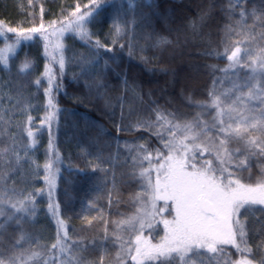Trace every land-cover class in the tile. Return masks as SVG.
<instances>
[{"label": "snow or ice", "instance_id": "obj_1", "mask_svg": "<svg viewBox=\"0 0 264 264\" xmlns=\"http://www.w3.org/2000/svg\"><path fill=\"white\" fill-rule=\"evenodd\" d=\"M109 6V0H89L85 5L76 4L62 19L49 22L47 27L43 21L39 26L27 28L5 26L0 21V36L4 38V46L0 47L3 71L11 73L22 41L32 40L35 34L44 40L47 62L35 84L41 85L42 78L48 80V87L44 90L47 97L46 111L41 124L49 127L48 151L55 155V159L50 158L44 164L43 178L48 185L50 198L58 172V169L54 170V164L60 160L51 140L52 123L59 111L52 95L56 79L53 65L58 64L61 75L64 73L66 57L62 38L69 31L94 49L90 59L82 57L87 65L94 67L103 56L114 51V46L126 34L128 24L131 23L134 28L136 21L134 16L130 22L122 20L121 13L117 12L107 34L113 46L109 47L107 39L97 37L93 40L94 33L87 25L97 21ZM136 6V0H128V8L133 13ZM213 7L209 5L192 21L194 31L209 22ZM223 10L228 20L224 25L223 55L229 63L220 71L227 74L230 69H247V72L221 92L216 91L214 80L213 89L208 93L209 99L196 102L202 110H214L210 121L200 119L204 111L192 120L179 121L173 114L166 115L163 110L156 109L154 121L141 118L129 126V131L135 128L151 132L161 142L163 150L150 149L147 141L134 146L136 155L133 157L132 174L142 182V192L137 193L134 199L140 207L136 213L113 222L119 241L114 264H128L129 259L131 264H264V238L255 245V249L260 250L258 260L254 258L255 249L250 243L253 231L264 237V166L253 179L249 163L252 157L264 159V6L249 10L247 0H227ZM249 19L252 20L251 24L248 23ZM257 29L260 31L257 32ZM9 33L14 34V40L8 36ZM120 47L123 49L124 45ZM104 66L106 69L107 60ZM33 70L34 60L29 53H24L16 74L29 76ZM127 83L125 79L126 88ZM100 87H97L98 92ZM6 94L9 100L13 99L10 91ZM16 103H20L19 99ZM28 107L30 105H26ZM6 111L0 109V123L10 124V120H5ZM27 123L29 127L25 130L29 146H35L37 141L30 127L33 123L31 115H28ZM117 130L123 131L124 128L121 125ZM6 132L7 129L0 132V136ZM10 141V144L0 147V166L6 167L13 162L19 165L23 159L14 135ZM125 144L127 146L128 142ZM205 153L211 158H203ZM144 161L148 163L147 168L144 167ZM39 167L36 164L37 175ZM4 175H7V171ZM13 196L15 189L9 190L6 186L0 188V216L6 215L3 209L5 203L14 209L0 223V264H96L82 255L86 247L74 252L77 245L67 244L68 230L65 221L59 218V205L49 204V210L57 217L55 242L50 249L39 242L34 243L31 234L22 227L24 218L34 214V194L28 193L22 199H13ZM19 213L23 215L17 216ZM256 213H260V216H256ZM253 221L258 227H250ZM12 222L20 231L14 242L9 244L13 251L6 254L4 234ZM87 223L91 226L92 221L87 220ZM107 223L105 221L106 235ZM161 224L163 235L157 240L153 233ZM223 245H231L238 258L226 257ZM49 254L50 259L47 258ZM100 264H104L103 256Z\"/></svg>", "mask_w": 264, "mask_h": 264}, {"label": "trees", "instance_id": "obj_2", "mask_svg": "<svg viewBox=\"0 0 264 264\" xmlns=\"http://www.w3.org/2000/svg\"><path fill=\"white\" fill-rule=\"evenodd\" d=\"M88 3L89 0H0V21L5 26L26 28L39 26L43 21L47 27L49 22L62 19L76 4ZM109 4L97 21L87 25L94 33L93 40L97 37L107 39L109 47L113 46L107 34L117 12L121 13L122 20L129 22L134 16L135 27L129 23L114 51L103 56L94 67H76L66 62L61 75L59 65H53L56 79L52 95L59 111L52 123L51 140L60 157L54 164V170L58 169L55 188L50 198L44 179L39 186L48 221H37L30 227L22 224L23 230L33 237L35 234L46 242L51 236L55 242L57 217L49 210V204L59 205V218L65 221L68 230L67 244L77 245L74 252L86 247L82 255L96 264H100L102 256L104 264H114L117 248L113 222L127 218L135 208L134 197L139 185L132 174L134 146L147 141L150 149L163 150V145L151 132L135 128L129 131V126L156 109L163 110L166 115L171 113L176 119H191L197 110L196 102L208 99L213 81L222 78L220 69L229 63L223 55L224 25L228 22L223 9L227 0H146L141 5L136 2L134 13L128 8V0H109ZM209 5H214L211 19L194 31L192 21ZM247 6L249 10L260 8L264 0H247ZM8 36L15 39L14 34ZM165 40L168 43H163ZM62 42L66 59L72 52L92 55L94 51L71 31L64 33ZM3 46L4 38L0 36V47ZM24 53H29L34 60V70L29 76H18L17 66ZM105 60L108 61L106 69ZM46 62L44 40L39 34L32 40L22 41L11 73L3 71L0 65V88L3 89L0 96L13 84L23 82L38 99L45 115L47 97L44 90L48 80L42 78L39 86L35 80L44 72ZM98 86H101L99 92ZM121 125L124 130L118 131ZM5 129L7 124L0 123V132ZM38 129L47 161L55 159L54 153L48 151V125L40 124ZM5 145H8L7 132L0 136V147ZM250 165L252 169L256 165L263 166L264 159L255 157ZM5 170L6 167L0 166V176ZM85 218L92 221L91 226ZM105 221L108 222L107 235ZM250 227L258 225L253 221ZM19 231L15 222L8 225L4 234L7 243L3 246L6 254L13 251L9 244L18 237ZM251 235L250 243L255 249L264 237L256 235L255 231ZM231 255H234L233 250ZM257 255L255 249V259ZM128 264H131L130 259Z\"/></svg>", "mask_w": 264, "mask_h": 264}, {"label": "rangeland", "instance_id": "obj_3", "mask_svg": "<svg viewBox=\"0 0 264 264\" xmlns=\"http://www.w3.org/2000/svg\"><path fill=\"white\" fill-rule=\"evenodd\" d=\"M137 3L140 5L142 3H145L146 0H137ZM82 57L84 59H90L91 55L84 53V52H72L71 55L66 59L67 64L80 67L85 66L87 64L84 63L82 60ZM84 69V68H79ZM247 72V69H230L227 74L223 72L222 78L219 79V81L216 82L215 88L217 92L224 91L227 88H230L232 86V83L236 81L237 77H243L244 73ZM213 89V88H212ZM11 96L13 99L9 100L7 94H3L2 100H0V109H6V118L7 120H10L11 123L7 124V138H8V144H10V137L12 135L16 138V146L19 149L20 156L23 157L19 165H16L15 162L11 165L6 166L7 175L5 176L4 173L1 175L3 176V179H0V188L7 187L9 190L15 189V196H13V199L20 198L22 199L24 195H27L28 193H33L35 198V211L34 214L29 215L24 218L23 223L27 227H30L33 223L40 221H48V215L46 213L45 208V200L41 198V195L39 194V186L43 182V177L45 175L44 171V164L47 162V155H46V149L42 140V136L39 133V125L41 124V120L44 116L43 108L41 107L38 99L31 95L28 85L23 82H18L13 84L11 88L9 89ZM8 91V92H9ZM7 92V93H8ZM19 99L20 103L17 104L16 100ZM209 99V96H208ZM207 99V100H208ZM206 100V101H207ZM15 105V107H13ZM26 105H30V107L26 108ZM204 111L205 114L200 117V119L203 120H211L212 115H214V110H202L197 107L196 112H194V115L191 119L197 117L198 113ZM28 115H31L33 117V123L30 125L32 128V131L35 134L37 143L35 146H29V141L27 137L26 128L29 127L27 123V117ZM151 118L153 121L156 119V112H154L147 116L145 119ZM170 118V117H169ZM172 118V117H171ZM170 118V119H171ZM179 121H184L181 119H177ZM167 138V137H165ZM25 150L27 151V156H25ZM205 159L211 158L208 156L207 153L204 154ZM255 157H252L249 161V163L252 164V161ZM258 157H256L257 159ZM35 161V163H33ZM36 164H39L38 169V175L36 174L37 168ZM134 165V161H133ZM264 166V165H263ZM144 167H148V163H144ZM260 165H256L252 169L253 179H255L256 175L259 174L261 170ZM8 169H13L12 171H8ZM134 170V168H133ZM138 168L136 171L138 172ZM245 176L248 175L247 172L244 173ZM139 189L137 193L142 192V182L138 178V176L135 177ZM155 179V172H153V180ZM6 181V183H5ZM11 194V191H10ZM135 200V199H134ZM135 202V208L133 210V213H136L137 209L140 207V204L137 200ZM162 205V202H161ZM3 209L6 213L5 216H0V221L4 222L6 220V217L8 214H12L14 212V209H12L8 204L3 205ZM131 214V215H132ZM260 213H256V216H259ZM23 215L22 213L17 214V216ZM159 230L157 232H154L153 235L158 240L160 236L163 235V225L161 224L158 228ZM32 236V233H30ZM34 243L39 242L41 245H46L49 249L51 248L52 243H54V240L52 237H48L46 239V242H44L41 238H38L35 234L34 237L32 236ZM24 247H27V245H24ZM116 248L117 251L119 250V241L116 239ZM222 248L224 249V253L226 257H230L232 259L238 258L236 254V250L231 247V245H223ZM227 249H230L227 250ZM232 250L234 251V257L231 255ZM117 253V252H116ZM257 260L260 258V250L257 249ZM47 258H51V254ZM116 258V256H115Z\"/></svg>", "mask_w": 264, "mask_h": 264}]
</instances>
